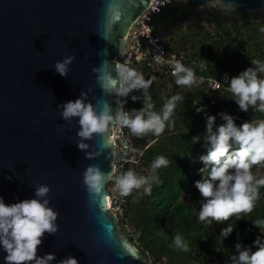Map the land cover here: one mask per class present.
I'll list each match as a JSON object with an SVG mask.
<instances>
[{
	"label": "water",
	"instance_id": "1",
	"mask_svg": "<svg viewBox=\"0 0 264 264\" xmlns=\"http://www.w3.org/2000/svg\"><path fill=\"white\" fill-rule=\"evenodd\" d=\"M151 0H0V196L12 203L35 195L38 183L48 184L51 206L58 210V230L44 233L37 254L54 252L55 260L73 255L79 264H149L135 244L121 234L117 215L110 209L107 182L113 176L114 144L111 125L106 134H94L86 151L77 146L78 117L62 119L57 107L75 99L81 90L94 104L107 100L113 112L118 98L99 86L93 66L119 61L131 24ZM229 2V0H225ZM232 11L224 0H170L157 3L143 18L168 3L184 11L151 36L198 24L202 18L237 25L243 14L260 13L264 0H234ZM115 13L110 28L105 21ZM104 35V36H103ZM107 49V54L103 52ZM74 55L67 75L55 71V61ZM120 62V61H119ZM89 164L109 178L99 193H90L83 181ZM11 176V179L8 177ZM0 249V264H5Z\"/></svg>",
	"mask_w": 264,
	"mask_h": 264
},
{
	"label": "clouds",
	"instance_id": "2",
	"mask_svg": "<svg viewBox=\"0 0 264 264\" xmlns=\"http://www.w3.org/2000/svg\"><path fill=\"white\" fill-rule=\"evenodd\" d=\"M163 2V0H162ZM234 0L223 4V9L232 11L235 8ZM110 15L105 24L110 28L115 20V13L109 9ZM104 36V35H103ZM107 49L103 52L107 54ZM75 59L74 55H65L55 61L54 68L61 75H67L69 65ZM172 74L178 85H191L196 81V75L192 67L185 65L181 60H174ZM96 80L101 89L107 93H115L118 98L116 111L112 105L104 100L102 106L87 100L88 91L81 90L79 96L58 104L60 115L64 120L78 117L80 127L76 142L81 150H85V156L92 158L99 152L86 151L89 148L88 140L94 134H106L110 125L119 123L139 136L153 132L156 135L162 133L166 123L171 125L177 102L182 96L177 93L165 99L162 108L157 111L154 108L149 88L155 77L145 78L143 73L131 67L127 62H115L110 64L104 60L98 66H93ZM264 61L252 59L251 65L232 75H225L228 90L241 111L254 109L264 112ZM219 87V84H217ZM143 91V103L139 108L125 110L123 105L127 103V97L133 90ZM123 98V99H120ZM141 97L133 94V101ZM206 105L200 104L195 108L196 112H204L205 128L203 138L201 133L193 135L194 143L203 141L206 152L199 157L204 162L200 169L202 177L195 181L202 199L198 218L211 224L215 221H228L239 213L251 212L255 207L259 195V189L264 186V175L256 176L252 171L253 165L264 163V119L244 120L237 124L236 118L229 112L209 113ZM217 115L222 120L217 123ZM169 160L164 155H158L151 164L150 175H138L135 170L128 169L115 177V187L122 195H128L134 188L143 186L145 193L150 194L153 183H159L157 169L167 166ZM208 168L205 175L203 169ZM11 179V176L8 177ZM109 174L105 173L98 165L89 164L83 173V181L90 193H99L101 186ZM50 191L48 184L38 183L35 187V195L12 203H6L0 196V249L5 253V264H79L78 258L68 255L60 260H55V253L48 252L37 254V246L42 243V237L47 231L55 233L58 230V210L50 204L47 195ZM252 224L257 226L261 235H257L251 245H245L241 240L235 243L236 251L230 257L231 264H264V218L252 219ZM235 224L227 223L221 228L219 235L224 240L228 237ZM174 244L184 250H189L185 238L177 233ZM255 245V248H253Z\"/></svg>",
	"mask_w": 264,
	"mask_h": 264
},
{
	"label": "trees",
	"instance_id": "3",
	"mask_svg": "<svg viewBox=\"0 0 264 264\" xmlns=\"http://www.w3.org/2000/svg\"><path fill=\"white\" fill-rule=\"evenodd\" d=\"M174 6V3H168L152 15L150 23L155 30L166 27L181 12L174 13L170 11ZM169 12L172 13L168 14ZM261 20L262 16L260 13H255L252 16L243 14L240 21L237 22V25L223 21L217 22L211 18H206L204 20L205 22L215 26L216 30L214 35L207 28H205V31H208V36L212 34L214 37V45L218 47V53L212 52L210 49L209 52H204L202 46L206 42L204 36L197 40L199 42V48L190 41H184L179 46L189 43L193 48L191 58L198 53L196 51L197 48L203 60L211 65L212 68H229L234 74H237L239 71L248 67L244 62H240L243 54L242 51L246 47L247 42H239L235 38L241 36L244 29L253 28L256 22ZM202 25L203 22L192 27L201 29L203 28ZM256 33L257 29L254 28V34ZM247 38L251 39L252 36L250 35ZM167 43L172 44L171 42ZM259 55V60L264 61V52H259ZM150 77H155L153 83L156 84L157 82L159 85H170L174 94L179 93L181 95V89L176 84L175 79L161 78L154 73L148 75L146 79ZM133 94L141 98L133 101L131 99ZM143 95L142 90H133V93H130L127 97V103L124 106L125 109L130 110L131 108L142 106ZM193 96L194 93H187L182 98L186 102L183 103L182 107L177 102L173 116L171 117L172 123L171 125L166 123V127L162 132L163 134L160 133L157 135L156 144L149 145L146 134L139 135L142 137L139 149V136H137V150L140 157L139 163L124 170L126 171L130 168L133 170L139 169L143 166L147 168V171L138 172V175H150L152 172L151 164L158 155H164L169 160L167 166L157 169L160 182L153 183L151 193H145L143 186L138 189L134 188L126 196L123 216H119L120 223H130L132 231L128 235V239L137 246L141 254L147 257L146 252H148L154 258L164 257L166 264H192V261H196V264H208L210 256L214 252L220 258L230 259L236 251L235 243L238 239L245 245H251L257 236L253 235L249 237V234L256 227L252 224L251 220L261 216L264 218V208H262L257 211L239 213L238 215L242 217L240 220L237 219L236 215L230 217L228 221L213 220L211 224H208L207 221L199 220L198 212L203 198L199 194L196 186H193L192 180L200 172L193 171L194 165L192 162L195 157L194 153L197 151L196 149L201 148L203 150L206 148L203 146L202 140L193 144L191 137L201 133V138H203L202 132L205 128V115L204 112H196L195 107L192 106ZM151 98L155 110L159 111L167 96L153 92ZM221 108L222 105L216 107L210 106L209 108L206 107V111L209 113H219ZM251 119H264V112L257 111L253 113ZM179 121L182 122V125L186 129L178 126ZM242 121L244 120L236 119L237 124ZM216 122H222L219 115H217ZM161 135L163 136L162 138L160 137ZM254 166L252 169H254ZM208 170V168L204 169L205 175ZM185 190L188 191L189 196L186 201H183L182 195ZM261 196H264V186H261L259 189L258 198ZM230 222H233L235 226L232 233L223 240L219 235V227L220 225L226 226ZM165 223H168V226H165ZM174 233H179L185 238L189 245L188 251H184L174 244ZM253 248H255V245H253Z\"/></svg>",
	"mask_w": 264,
	"mask_h": 264
},
{
	"label": "built area",
	"instance_id": "4",
	"mask_svg": "<svg viewBox=\"0 0 264 264\" xmlns=\"http://www.w3.org/2000/svg\"><path fill=\"white\" fill-rule=\"evenodd\" d=\"M163 2H170V0H163ZM163 2L162 0H151L146 10L131 24L124 38L123 54L118 60L120 62H127L131 67L143 73L145 78L151 73H154L161 78H172L176 80L172 74V62L179 59L185 65L193 68L197 78L190 86L179 85L180 89L185 86L187 87L186 93H194L192 97L193 107L196 108L200 104L206 105L207 108L222 105L221 111L231 113L236 119H251V115L259 110L250 106L248 111H241L236 102L230 98L232 93L228 90L227 82L224 78L225 75L229 78L235 75L232 70L229 68H212L211 65L203 60L197 48L196 51L198 53L191 58L193 48L189 43L183 46L172 45L166 43L164 36H160V39L157 36H151L150 29L154 27L152 24L145 25L143 18L148 11L154 9L155 4ZM217 84H219V87H217ZM111 131V138L114 144V172L109 181L112 188L110 192L108 190V200L110 209L118 217L124 214L127 195H122L118 188L115 187V177L125 169L137 165L140 157L137 150V135L119 123H113L111 125ZM146 254L149 264H166L164 257L154 258L148 252ZM208 264H231V261L222 260L214 252L211 254Z\"/></svg>",
	"mask_w": 264,
	"mask_h": 264
},
{
	"label": "rangeland",
	"instance_id": "5",
	"mask_svg": "<svg viewBox=\"0 0 264 264\" xmlns=\"http://www.w3.org/2000/svg\"><path fill=\"white\" fill-rule=\"evenodd\" d=\"M202 26H203L204 29L203 28L195 29L193 27L186 26V25L179 26L178 28H174V29H172L171 32H167L165 34V36H164L165 37V41H166V43L167 42H171L173 45L174 44L175 45H180V44L182 45L184 41H186V42L190 41V42L194 43L195 46L198 47L199 42L197 40H199L201 37L204 36L205 40H206L205 44L202 45L203 48H204V52L207 53V52H209V49H210L212 52H217L218 53V47H215V45H214L215 44L214 43V37L212 36V34L213 35L215 34V30H216L215 26L213 24L209 25L205 21L203 22ZM205 28H207V29H209L211 31L210 33H212V34H210V36L207 35L208 31L207 30L205 31ZM254 28L257 29V33L256 34H254ZM250 35L252 36V38L251 39L247 38L248 36L250 37ZM193 39H196V40H193ZM235 40H237L239 42H241V41L242 42H244V41L247 42L246 47H244V50L242 51L243 54H242V57L240 59V62L242 61V62H244V64H246V66H250L251 65V60L252 59H259L260 58L259 57L260 56L259 52H264V18L261 21H257L255 26H253V28L246 29V30L244 29L242 34H241V36H238L237 38H235ZM186 89H187L186 86L181 88V96H182V98H184L185 95L187 94L186 93L187 92ZM149 92H150L151 95H152L153 92H155L156 94H160L162 96H167V97H170L171 95L174 94L172 89H171V87H170V85H167V86L166 85H159L157 82H156V84L152 82V84H151V86L149 88ZM183 103H186L185 100H183V99L178 101V105H180L181 107H182ZM199 124H201V122H199ZM178 126H182L183 128L186 129V127L184 125H182L181 121L178 122ZM145 134H146V136L148 138V144L149 145L156 144V142H157L156 140H157V137H158L156 134H154L151 131H148ZM160 137L162 138L163 136L161 135ZM141 140H142V137L139 136V149H140ZM196 150L197 151L195 152L196 154L194 153L195 157H194L193 162H192V164L194 165L193 171L194 172H200V173H198V175H195L193 177V180H192L193 186H195V181L202 177V173H201L200 169L202 168L204 162L201 161L199 159V157H200V155L202 153L206 152V149L202 150L201 148H198ZM134 170H135V172L137 170L136 173L138 174V172L141 173V171H145L146 172L147 168L141 166L139 169H134ZM252 171L254 172V174L256 176L264 175V163L255 165L254 169H252ZM203 172H204V169H203ZM106 188L110 192L111 188H112L111 183L107 182ZM197 190H198V188H197ZM198 192H199V190H198ZM199 194H200V192H199ZM188 196H189V193H188L187 190H185L183 195H182L183 201H186ZM262 208H264V196H261L260 198H257L255 207L252 209V211H257L258 209H262ZM119 216H118V224L120 226L121 234L128 238V235L132 231V227H130L131 226L130 223H125V224L123 223L124 225L122 223H120ZM259 218H263V217L261 216ZM230 223L234 224L233 222H230ZM165 226H168V223H165ZM223 227H224L223 225H220V227H219L220 230ZM261 231L264 232V226H262ZM176 234L177 233L173 234V238H174V236ZM253 235H261L260 230H259V228L257 226L254 227L252 233L249 234V237L253 236ZM221 259L222 260L231 261V259H225V258H221ZM192 264H196V261H192Z\"/></svg>",
	"mask_w": 264,
	"mask_h": 264
},
{
	"label": "flooded vegetation",
	"instance_id": "6",
	"mask_svg": "<svg viewBox=\"0 0 264 264\" xmlns=\"http://www.w3.org/2000/svg\"><path fill=\"white\" fill-rule=\"evenodd\" d=\"M182 9V10H181ZM181 11V12H180ZM184 11V9L181 7V6H179L177 9H175V10H173L172 12H180L177 16H175V17H178L182 12ZM172 12H169L168 14H170V13H172ZM174 17V18H175ZM209 18V17H208ZM206 18H202V19H199L198 20V24H200V23H202V22H204V20H205ZM197 24V25H198ZM188 26H190V27H192V26H195V24H190V25H188Z\"/></svg>",
	"mask_w": 264,
	"mask_h": 264
}]
</instances>
